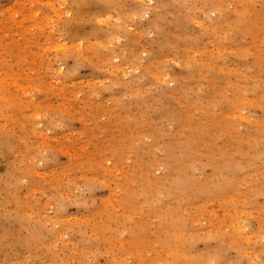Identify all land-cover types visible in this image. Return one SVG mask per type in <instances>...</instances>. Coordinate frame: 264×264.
Instances as JSON below:
<instances>
[{
	"label": "rangeland",
	"instance_id": "1",
	"mask_svg": "<svg viewBox=\"0 0 264 264\" xmlns=\"http://www.w3.org/2000/svg\"><path fill=\"white\" fill-rule=\"evenodd\" d=\"M0 264H264V0H0Z\"/></svg>",
	"mask_w": 264,
	"mask_h": 264
}]
</instances>
